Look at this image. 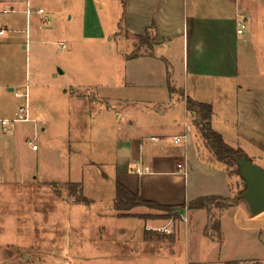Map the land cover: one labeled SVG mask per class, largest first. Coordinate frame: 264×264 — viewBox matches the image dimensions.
<instances>
[{"label":"rangeland","instance_id":"rangeland-1","mask_svg":"<svg viewBox=\"0 0 264 264\" xmlns=\"http://www.w3.org/2000/svg\"><path fill=\"white\" fill-rule=\"evenodd\" d=\"M28 1L33 10L36 9L32 3L42 8L45 15L33 14L29 22L25 15ZM249 8L255 16V8ZM5 9L16 12L4 15ZM121 12L122 7L115 0H0V25L9 31L0 36V121L13 119L25 107L27 93L31 118L30 122L8 127L0 123V264H264V212L250 220L243 216L242 209H250L244 200H238L244 183L236 173V166L231 168L219 161L208 146L200 119L196 125L192 124L195 135L199 129L200 138L197 136L199 141L189 151L194 168L188 172V185L198 184V192L202 194L215 192L214 188L224 186V181L214 180L202 171V166L227 170L235 194L230 199L210 202L207 208L215 221H224L222 242L218 247L205 244L196 251L189 237L185 238L183 225L178 223L175 244L171 241L173 236L164 233L167 238L160 241L163 244L160 249L137 237L135 243L111 248L116 237L122 241L120 230H135L142 237L146 224L115 216L118 215L113 201L115 188L103 180V175L111 174V168L94 164L101 162L98 157L103 149L97 144L102 131L95 115L100 99L92 91H81L80 86L107 82L114 76L125 81L121 69L124 63L112 60L119 51L127 49L124 23L118 26ZM13 26L21 32L13 33ZM254 26L257 36L248 55L263 76L264 67L260 65H264V25L257 14ZM63 44L66 50L62 49ZM116 65L120 69L112 75V67ZM12 88L14 92H8ZM117 88L119 91L114 90L113 94L128 97L125 85ZM172 90L175 99L182 103L184 85L174 84ZM78 91L82 97L92 98L93 103L91 108L84 107L87 115L82 113L76 119L77 102L70 97ZM17 92L24 97H16ZM117 107L118 113L139 118L150 105ZM54 111L61 121L73 127L72 135L59 130L40 131L39 124L46 128ZM175 116L182 118L179 113ZM160 119L165 124L173 121L168 115ZM215 122L224 131L221 132L227 143L239 148L238 136L223 127L221 118ZM187 123L190 124L189 120ZM75 127L79 130L74 132ZM252 138L246 151L255 164L264 168V137L254 134ZM69 141L73 142L72 151ZM34 146L39 150H34ZM57 154L67 163L63 170L61 162H56ZM136 209L134 213L148 214L145 218L161 215L163 220L171 219L173 212ZM224 209L241 210L219 214ZM211 230L208 232L214 235ZM102 250H112L113 254L104 259Z\"/></svg>","mask_w":264,"mask_h":264},{"label":"crops","instance_id":"crops-1","mask_svg":"<svg viewBox=\"0 0 264 264\" xmlns=\"http://www.w3.org/2000/svg\"><path fill=\"white\" fill-rule=\"evenodd\" d=\"M115 1L122 7V19H119L118 26L124 23L128 39L125 52L119 51L112 60L124 63L121 69L125 72V81L121 82L114 76L108 79L109 82L99 81L80 86L81 91H92L100 99L95 115L102 131L97 144L103 149L98 157L101 162L94 164L111 168V174L103 175V180L110 183L115 192L120 184L129 192L140 195L146 202L178 209L173 210L172 218L168 220H163L161 215L155 219L145 218L143 216L148 214L134 213L137 209L124 217L117 212L115 216L119 219L145 223V232L144 236L139 237L135 230L129 232L121 228L122 241L116 237L111 248L135 243L136 237L159 249L163 246L160 241L167 236H173L171 241L175 244L178 223L183 225L185 238L189 237L196 251L208 243L218 247L224 235V221H215L210 210L189 209L188 204L205 197L230 199L235 191L226 169L217 171L204 166L202 171H206L214 180L224 181V186H218L214 188L215 192L208 194L198 192V184L189 187L188 172L191 167L194 168L189 151L199 141L197 136L200 131L197 129L198 135H195L192 124L196 125L199 117L189 113L187 103L189 100L212 106V129L223 136L224 131L215 126L216 119L221 118L223 127L238 136L239 148L230 146L223 136L226 143L251 157L246 149L247 144L253 141L252 135L264 137V75L258 74V66L251 63L248 53L253 47V38L257 36L254 28L256 14L264 25V0ZM32 5L36 9L33 14L38 15V9L42 8ZM248 5L255 8V16ZM242 19L248 24L243 36L238 34V22ZM18 32L19 28L13 26V33ZM258 32L260 36V30ZM119 69L118 65L112 67V75L118 74ZM174 84L184 85L182 103L175 99V91L172 90ZM119 85L127 87L128 97H121L117 92L113 94L114 90L119 91ZM81 91L76 94L77 91L73 92L70 97L71 101L77 102L74 109L78 111L74 112L76 119L82 113L87 115L83 109L91 108L93 103L92 98L82 97L79 94ZM139 103L150 105L142 112V117L132 118L118 113L119 105L135 106ZM176 113L182 116L181 120L175 116ZM167 115L173 119L170 124L160 119ZM182 121L185 123L182 124ZM67 123L61 121L59 113L54 111L51 123L46 128L43 123L39 126L41 132L59 130L72 135L73 127ZM75 130H79L78 127ZM187 133V142L176 145L174 139L184 137ZM171 141L173 144L169 143ZM72 143L69 141L68 144L70 151ZM56 159V162H61L62 170L65 169V159L58 154ZM180 164L183 170L178 168ZM190 191L197 192L190 195ZM115 199L116 195L113 201ZM238 210L241 209H224L219 214ZM242 214L249 220L254 216L250 209H242ZM216 222L220 223V227L212 228L211 224ZM192 229H195L193 234ZM209 229L215 232L214 235L208 232ZM157 234L162 236L158 237ZM101 252L104 253V259L113 254L112 250Z\"/></svg>","mask_w":264,"mask_h":264},{"label":"trees","instance_id":"trees-1","mask_svg":"<svg viewBox=\"0 0 264 264\" xmlns=\"http://www.w3.org/2000/svg\"><path fill=\"white\" fill-rule=\"evenodd\" d=\"M187 110L189 113L197 114L199 119L202 121L203 128V136L206 139L208 146L212 149V151L215 153L219 161L226 164L229 167L236 166V173L241 178L237 164H236V158H241L245 155V153L240 149H233L231 148L226 141L224 140L223 136L219 133L215 132L212 129L211 121L213 118V108L210 105L205 104H198L193 101H189L187 103ZM241 180L244 183V190L239 192L238 200H243L242 196L243 193L246 191V185L244 180L241 178ZM215 200H220L216 197H205L200 198L198 200L193 201L188 205L189 209H207L208 203H212ZM114 207L117 212L121 214L122 217L127 216V213L131 212L132 210L140 207L145 208H151L153 210L157 211H163L166 213H169L175 209H178L177 207H162L154 203L146 202L144 201L140 195H135L128 190H126L123 186L120 184L116 187V199L114 201ZM182 209H186V207H181ZM209 210V209H207ZM220 227V223L216 222L212 228Z\"/></svg>","mask_w":264,"mask_h":264},{"label":"water","instance_id":"water-1","mask_svg":"<svg viewBox=\"0 0 264 264\" xmlns=\"http://www.w3.org/2000/svg\"><path fill=\"white\" fill-rule=\"evenodd\" d=\"M236 164L246 185L242 199L248 204L251 213L257 216L264 212V168L254 164L246 155L236 158Z\"/></svg>","mask_w":264,"mask_h":264},{"label":"built area","instance_id":"built-area-1","mask_svg":"<svg viewBox=\"0 0 264 264\" xmlns=\"http://www.w3.org/2000/svg\"><path fill=\"white\" fill-rule=\"evenodd\" d=\"M16 11H14L13 9L11 11L9 10H5L3 11V14L4 15H9V14H13L15 13ZM38 15L40 16H44L45 15V11L43 9H39L37 11ZM25 14L27 15V18H28V21L30 20L32 14H33V9H32V6L30 4V2L28 1L27 3V10L25 11ZM45 20V23L46 24H50V21L46 18H44ZM238 34L243 36L245 34V31H246V28H247V23H246V20L242 19L238 22ZM8 33V29L6 27H3L0 25V36H5L6 34ZM67 46L66 45H62V49L63 50H66ZM16 97H24V95L20 94V93H16L15 94ZM25 99H26V105L25 107H21L20 108V111L18 114H16V116L13 118V119H8V120H3V121H0V123L2 124L3 127H8L9 124H14V123H27V122H30L31 121V118H30V109H29V96H28V93L25 94ZM6 130H8V128H5ZM190 129L187 128V132H189ZM187 139H188V133L184 136V137H178V138H175L174 139V142L176 145H180L182 144L183 142H187ZM34 150H37V147L34 146L33 147ZM178 168L180 170H183L184 167L182 164H180L178 166ZM148 170V169H147ZM138 172L141 174L142 172L140 171V169H138Z\"/></svg>","mask_w":264,"mask_h":264}]
</instances>
